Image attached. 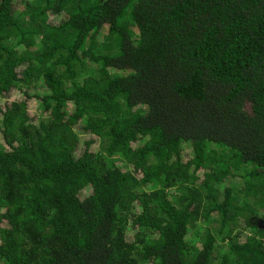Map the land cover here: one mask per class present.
Here are the masks:
<instances>
[{
  "label": "trees",
  "instance_id": "obj_1",
  "mask_svg": "<svg viewBox=\"0 0 264 264\" xmlns=\"http://www.w3.org/2000/svg\"><path fill=\"white\" fill-rule=\"evenodd\" d=\"M0 264H264V0H0Z\"/></svg>",
  "mask_w": 264,
  "mask_h": 264
}]
</instances>
